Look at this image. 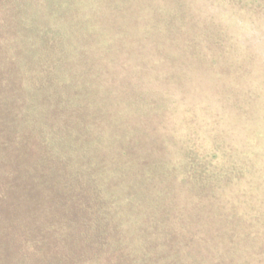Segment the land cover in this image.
Returning <instances> with one entry per match:
<instances>
[{
	"label": "trees",
	"instance_id": "16d2710c",
	"mask_svg": "<svg viewBox=\"0 0 264 264\" xmlns=\"http://www.w3.org/2000/svg\"><path fill=\"white\" fill-rule=\"evenodd\" d=\"M0 264H264V0H0Z\"/></svg>",
	"mask_w": 264,
	"mask_h": 264
},
{
	"label": "rangeland",
	"instance_id": "374dc122",
	"mask_svg": "<svg viewBox=\"0 0 264 264\" xmlns=\"http://www.w3.org/2000/svg\"><path fill=\"white\" fill-rule=\"evenodd\" d=\"M185 72L186 70L182 72H165L163 73V76L167 78H173L176 76L175 78H177L180 76V74H184ZM177 90V87H175V89L168 90L167 94L165 95V97H167L168 99H166L164 102L162 101L161 103L165 105L167 110L173 113L172 115H174L175 113H178V116L180 115V118H177L180 121L175 123L181 125V123L184 121V123H182L183 133H189L190 128L191 133L196 134H178L181 139L184 140V138L186 137L187 140V137L190 138V136H193L194 141H203L206 139H212L213 141V139H215V142L220 143V147L222 148L223 152L227 154L231 153V157H233V159L234 156L236 157V155L238 157L241 156L240 153H242V150H247L241 146L240 141L244 137L245 133L250 131V129L246 126H243V128L241 129V135H238L234 132V96H231L227 99H222V102H220L222 104H218L215 101H199V108H197L193 103L184 99L177 98L178 101L172 102L177 94ZM153 91H150V94H146L147 97H145L144 101H154L152 99L155 96V93H153ZM138 93L144 95L146 92H144L143 90H139ZM223 97L224 96H222V98ZM149 111L150 110H148L147 113H150ZM174 120L171 121L174 123ZM249 188L250 186H248L247 189Z\"/></svg>",
	"mask_w": 264,
	"mask_h": 264
}]
</instances>
